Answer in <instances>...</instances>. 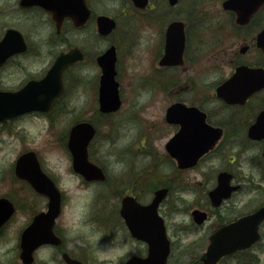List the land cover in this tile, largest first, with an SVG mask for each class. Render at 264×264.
Returning <instances> with one entry per match:
<instances>
[{
	"label": "flooded vegetation",
	"instance_id": "1",
	"mask_svg": "<svg viewBox=\"0 0 264 264\" xmlns=\"http://www.w3.org/2000/svg\"><path fill=\"white\" fill-rule=\"evenodd\" d=\"M41 1L48 2L50 9L37 0H0V41L10 29L20 34L5 40L10 54L0 65V89L20 90L34 81L35 87L22 100L36 106L0 125L10 131L15 122L35 117L51 135L53 113L59 108L63 113L76 110V91H86L94 115L74 118L59 139H63L67 153L68 174L89 191L88 199L69 201L60 178L38 151L21 150L9 166V180L15 184L0 193L13 207L12 214L0 221V264H69L71 259L82 264H135L130 261L132 257L144 258L150 251L147 239L152 236L153 214L145 206L152 203L158 191L163 196L156 214L170 250H174L175 238L180 254L191 258L186 264H203L201 257L215 232L264 204V130L260 128L264 127V117L260 118L264 86L245 98L239 91L227 98L218 93L219 86L237 67L264 69V46L257 44V35L264 29V0L246 19L243 17L248 8L241 0L235 1L240 2L241 17L233 7L223 6L225 0H220L218 12L200 6L207 0ZM234 6L239 9L238 4ZM86 12L87 18L81 22ZM100 16L112 18L114 24L99 25ZM250 52L255 56L247 60ZM60 53L67 55L69 63L62 72L63 90L51 105V76L41 80ZM110 70L120 104L103 111L101 81ZM14 75L13 83L3 84L2 78ZM139 98L144 100L140 102ZM155 99H160L159 115L148 118L145 123L149 130L134 139L140 140L147 164L123 169L121 174L113 172L106 162L112 153L93 148L100 119L115 114L120 122L124 118L137 122L140 119L135 112L130 113L133 107L138 112ZM256 121L260 127L251 131ZM79 122H88L94 128L87 158L103 174L96 179H87L73 169L67 142L71 128ZM108 125L113 129L118 126L113 119ZM12 133L18 135L19 130ZM24 136L22 132L20 139ZM153 138L159 139L160 151L151 146L145 149L146 142ZM126 149L127 153L118 151L121 157H114L118 162L127 164L129 156L132 158L131 147ZM24 153L32 154L28 157L32 168L22 173L31 176L40 171L60 192L55 216L34 222L48 210L49 200L16 171V159ZM152 153L160 155L161 173L151 166ZM219 185L226 191L211 195ZM248 190L255 193L249 200H234ZM184 194L191 199H184ZM172 205L178 208L177 215L183 214L188 220L186 226L176 221L174 233L169 232L168 223ZM263 224L257 242L223 256L216 264L228 259L233 264H264ZM40 231L49 234L50 242L34 246L24 262L21 254L28 245H23V234L32 238ZM190 234L194 237L184 243V236ZM102 248L115 250V257H100Z\"/></svg>",
	"mask_w": 264,
	"mask_h": 264
},
{
	"label": "water",
	"instance_id": "2",
	"mask_svg": "<svg viewBox=\"0 0 264 264\" xmlns=\"http://www.w3.org/2000/svg\"><path fill=\"white\" fill-rule=\"evenodd\" d=\"M237 0H225L223 6L233 7L240 14V2H235ZM245 3L248 8L247 13H245L243 18H247V15L253 11L262 0H241ZM239 5L237 9L234 4ZM55 17V16H54ZM56 18V17H55ZM99 23L112 26V21L103 16L99 18ZM11 32V33H10ZM10 35H7L0 42V64L3 62L8 50L5 46V40L12 38V33L16 35V31H9ZM257 44H264V29L257 35ZM9 47V45H7ZM11 48V47H9ZM68 61L66 60V55L60 54L56 61L51 66V70L48 72L47 77L51 74V102L55 95L61 92L60 74L62 69L66 66ZM34 86L33 84H31ZM264 86V69L262 68H250L248 66L237 67L233 76L224 82L218 88V93L224 97L234 96L237 94L235 91L241 92V96L245 97L250 92L261 88ZM24 95L23 91H1L0 90V121L5 120L8 117L14 116L21 112L29 109H33L34 103L22 102V97ZM119 98L117 94V85L113 80V71L105 74L101 81L100 87V104L103 111L114 110L119 106ZM261 128V127H260ZM264 130V127L262 128ZM93 127L87 122H80L75 124L69 134L68 148L70 149L73 156V167L76 171L81 172L86 178L99 177V169L88 162L86 156V145L89 138L93 135ZM32 156L30 153H25L18 157L16 162V171L21 176H26L33 186L39 191L45 193L49 197V209L44 216L54 215L59 207L60 194L52 181H50L42 172H36L35 175H24L26 168H32L29 163L28 157ZM36 165V162H35ZM220 190H225L223 186L219 185L213 192L216 193ZM226 191V190H225ZM227 192L223 196H226ZM162 191L156 192V196L153 202L147 206L148 209L151 208L153 218H152V236L148 237L150 243V251L148 256L145 258L132 257L130 260L135 264H166L167 255L169 253V241L165 236L164 227L160 224V218L156 215V205L160 198H162ZM5 203V204H4ZM7 205V209L6 206ZM7 210V211H6ZM5 212V213H4ZM12 212L11 204L4 198H0V217L2 214L5 216ZM264 219V206L240 220L233 222L229 225L221 227L216 233L211 236V242L202 255V261L204 264H214L222 255L232 252L236 249L248 246L250 243L255 241L259 235L257 233V227L259 222ZM22 242L24 246L28 245V250L24 248L23 258L26 261L28 254L32 248L42 242H49L50 237L48 233L39 232L36 237L26 238L22 237ZM27 254V255H26ZM30 257V256H29ZM30 260V259H29ZM69 264H81L77 260L71 259Z\"/></svg>",
	"mask_w": 264,
	"mask_h": 264
},
{
	"label": "rangeland",
	"instance_id": "3",
	"mask_svg": "<svg viewBox=\"0 0 264 264\" xmlns=\"http://www.w3.org/2000/svg\"><path fill=\"white\" fill-rule=\"evenodd\" d=\"M200 6L208 8L209 10H212L214 12H218L221 7V4L220 0H207L202 2ZM222 44L227 46L228 42L224 41V43ZM246 56L247 60H249L255 56V53L250 52ZM224 70L226 71L227 67H225ZM5 75L8 76V74ZM15 77L16 75L2 78L4 79L3 84H9L10 81L11 83H13L12 81ZM139 100L140 102H142L144 98H139ZM73 103L76 106V110L72 109L69 113H63L61 108H59L57 109L58 111L56 110L53 113V118L51 119V135L47 130H45V127L41 123V121L36 119L35 117H31L20 122L17 121L18 123L15 122L11 125L10 131H7L4 126L0 125V193L7 191V188L10 185L15 184H11L9 180V166L11 164V161H14L15 157L19 154L21 150L25 148H33L34 150L38 151L39 155H41L42 158H44L47 163V166H51V172L58 175V177L60 178V187L66 192L69 201L76 202L88 199L87 194L89 191L83 189V187L79 184L78 180L68 174L69 163L67 161V153L62 145L63 139H59L60 134L63 135L67 133L68 127L72 124L74 118H84L86 116L91 117L94 115L93 110H91L89 107L90 96L86 91H84V93L82 94L81 89L79 88L75 93ZM159 107L160 99H155L151 101L148 106L140 108L141 110L139 109L138 112H136L135 107H133V110L130 113H132L133 111L135 112V117H138L140 119L137 120L138 123L128 121L127 118H124L123 122H120L118 120L119 118H117L115 114L104 116L100 119L98 124L99 134L95 142L93 143V148L95 149L99 147L98 152L100 153H107V151L112 153V156L106 159V162L108 163L109 168L113 169V172H118L121 174L123 172V169H131L133 167L142 168L145 164H147L148 158H144V155L142 153L143 148L140 147L141 144L139 143L140 140L134 141V139H138V136H140L141 133H144L145 131L149 130V127L145 122L148 121V118L159 115ZM123 115L124 114L119 116ZM110 119L116 121V124L118 126L115 129L108 127V122L110 121ZM13 125L16 126L12 128ZM15 130H19L18 135L12 133V131ZM22 132H25V136L23 137V139H20ZM158 140L159 139L155 140L153 138V141L148 143L146 142L145 149L151 146L153 147V149L155 147L160 151L161 145ZM127 147H131L132 149L130 150L132 158L129 156V160L127 163L128 165L124 164L125 161L120 163L118 162V160H116V158H114L115 156L121 157L118 151H120L121 154L127 153ZM123 148H125L126 150H120ZM96 155L98 157V154ZM159 156L160 155H155L154 153H152L149 159L151 161V166H156L159 170L158 173H161L163 164ZM99 158L101 159V157H98V159ZM158 162L159 164H157ZM156 180L158 179H155L153 182H155ZM248 192L249 193L244 194L242 197L236 195L234 200H249L255 193H252V191L250 190H248ZM172 198H175V193H172ZM184 199H191V196L185 195ZM177 211L178 208L174 207L173 205L171 209L169 207L168 223L170 233L175 232L176 221H180L184 226L188 224L186 216L184 217L183 214L177 215ZM19 216L22 215L19 214ZM178 227L180 229L182 226L179 225ZM261 230L264 232V224ZM193 237L194 236H192L191 234L188 236H184V243L186 242L187 244L191 241ZM172 239L175 241V245L174 250L171 251L168 264H186L190 262V256L180 254V247L177 245V240L175 238ZM190 251L192 252L191 248ZM100 252V257H103V255H110L115 257V254H113L115 253V250H107L105 248H102L100 249ZM228 260L229 261H222L219 264H233L231 259Z\"/></svg>",
	"mask_w": 264,
	"mask_h": 264
}]
</instances>
